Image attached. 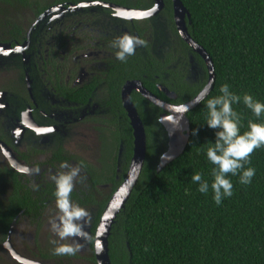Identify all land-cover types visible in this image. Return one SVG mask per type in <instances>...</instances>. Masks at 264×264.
Listing matches in <instances>:
<instances>
[{
    "label": "trees",
    "instance_id": "16d2710c",
    "mask_svg": "<svg viewBox=\"0 0 264 264\" xmlns=\"http://www.w3.org/2000/svg\"><path fill=\"white\" fill-rule=\"evenodd\" d=\"M84 1L95 0H0V41H24V31L19 24H24L22 16L28 12L38 14L52 5ZM102 1L129 3V0ZM166 2V11L172 19V0ZM182 2L191 14L190 20L187 19L190 35L206 49L214 63V86L187 113L190 135L184 151L160 171L157 169L159 160L168 144L167 132L159 120L163 109L140 92H132L131 99L145 127L147 152L139 180L111 229V261L112 264H264V147L256 149L251 155V163L245 165L255 169L251 183L242 185L238 175H229L233 195L223 198L219 206L211 190V171L215 166L206 155L220 130L207 126L206 102L221 94V85L228 84L236 95L242 97L248 93L264 103V0ZM171 28L177 33L174 24ZM179 42L186 58L189 50L190 54L199 56L181 37ZM167 55L170 56L168 65L174 64L177 56L172 52ZM148 60L139 52L129 56L121 65L114 64L110 68L109 76L116 85L104 102L111 108L105 122L113 127L107 131L112 135V158L115 161L123 148L122 178L127 173L134 148L133 128L121 98L122 85L128 80L139 79L145 88L161 99L183 104L195 97L206 84L205 80L200 85H186L184 77L173 67L169 70L171 75L166 78L163 74L166 63L154 60L149 64ZM200 61L204 60L201 58ZM204 69L206 72V66ZM157 83L167 86L177 97L169 98ZM233 109L241 114V133L248 130L249 120L264 123V114L256 117L242 100L233 104ZM193 130H197L196 134ZM196 172L208 181V193H201L199 184L191 180ZM6 179L0 176L2 186ZM118 185L113 182L109 186L107 199L95 209L93 231ZM2 186L0 193H7ZM9 200L12 202L13 197ZM25 205L0 202V233L3 234L0 240L5 238L9 223Z\"/></svg>",
    "mask_w": 264,
    "mask_h": 264
},
{
    "label": "flooded vegetation",
    "instance_id": "af4514ba",
    "mask_svg": "<svg viewBox=\"0 0 264 264\" xmlns=\"http://www.w3.org/2000/svg\"><path fill=\"white\" fill-rule=\"evenodd\" d=\"M72 4L78 3L65 2L57 4L63 6L60 8L52 5L38 14L26 13L22 16L24 24H19L24 41H0L9 45L0 49V176L7 178L0 189L2 186L8 190L0 193V202L27 204L13 217L5 238L0 240V249L6 244L8 251L7 255L0 253V264H99L94 240L101 216L93 231L95 209L107 199L109 186L114 182L119 184L118 188L125 178H122L123 148L116 161L109 149V168L104 166L102 135L109 134V141L112 135L106 126L99 128L111 111L104 102L116 85L109 76L110 68L122 63L115 56L117 49L111 46L116 37L130 34L147 41L146 47L136 48L135 55L140 52L147 56L149 64L154 60L166 63L163 72L166 78L173 67L184 77L186 85H200L205 80L207 84L209 79L202 56L190 54L189 50L186 58L180 49L179 40L183 37L174 14L171 19L166 11V0L152 16L133 19L117 15L110 7H70ZM116 4L149 10L156 1L129 0L128 4ZM173 24L177 33L171 28ZM171 52L177 58L168 65L167 54ZM10 61L14 62V68L8 73L3 65ZM156 85L160 90L168 88L161 83ZM64 161L72 165L82 161L86 166L82 175L87 180L76 184L71 199L90 212V221L85 225L90 229V239L85 245L80 237L75 238L83 244L75 256L54 255L56 245L51 243L52 240L67 243L50 231L49 224L50 218L58 214L55 184L49 174L64 171L59 168ZM37 166L40 172L36 175L20 171ZM33 182L39 185V190L31 187ZM15 236L24 245L31 240L32 247L15 244Z\"/></svg>",
    "mask_w": 264,
    "mask_h": 264
},
{
    "label": "clouds",
    "instance_id": "9594fccd",
    "mask_svg": "<svg viewBox=\"0 0 264 264\" xmlns=\"http://www.w3.org/2000/svg\"><path fill=\"white\" fill-rule=\"evenodd\" d=\"M111 46L117 49L115 56L121 62H126L129 56L135 55L137 47H146L147 41L136 35L124 34L116 37ZM220 95L207 99V126L212 129H220L216 132L215 143L207 148L206 155L208 161L215 167L211 171L213 180L211 190L213 199L219 206L225 197L233 195V184L228 178L239 176L242 185L251 183L255 175L253 167H245L251 163L252 153L264 147V123H257L249 120L248 130L241 133V114L233 109V104H243L256 116L264 114V103L253 98L251 94L245 93L242 97L230 91L228 84L221 85ZM206 87L197 97V102H201L207 96ZM180 111H187V106H182ZM197 130H193L196 134ZM86 167L81 161L75 165L67 161L61 162L60 169L56 174H49V178L55 184V201L58 214L50 218V231L59 237L60 241H70L68 243L57 244L56 240L51 243L56 245L53 254L56 256H75L83 248V244L77 242L75 238L84 240L90 239L84 231V226L90 221V212L73 203L72 192L77 183L84 184L87 180L82 175V169ZM25 175L39 174L40 168H23L20 170ZM194 183L199 184L201 193H208L209 183L199 172L191 176ZM31 187L39 190V185L33 182ZM97 246V251L99 252ZM145 251H148L145 247Z\"/></svg>",
    "mask_w": 264,
    "mask_h": 264
},
{
    "label": "water",
    "instance_id": "95a60500",
    "mask_svg": "<svg viewBox=\"0 0 264 264\" xmlns=\"http://www.w3.org/2000/svg\"><path fill=\"white\" fill-rule=\"evenodd\" d=\"M155 1V7L149 10L129 8L113 2H107L102 0L79 2L78 4L70 5V7L101 5L114 9L116 14L119 16L133 19L152 16L157 11H159L163 7V0ZM60 7L63 6L57 5L52 8ZM173 10L174 20L179 33L181 34L183 39L193 48V50L200 54L205 60L209 71V79L206 86L195 97L183 104H173L171 102L161 99L160 97L152 93L150 90L145 88L142 81L139 79L128 80L123 85L121 90L122 103L130 119V124L133 128L134 135L133 156L131 158L129 169L124 180L107 203L96 228L94 241L96 257L99 264H112L109 249V236L111 234V229L116 220L117 215L125 207L126 202L131 196L134 187L136 186L139 180L146 159V131L138 109L136 108L134 102L131 99L132 91L136 90L140 92L142 96H144L149 101L153 102L155 105L163 109L159 120L162 126L164 127L165 131L167 132L168 144L167 150L161 155L159 160L157 169L158 171H160L163 167H165L167 164L176 159L184 151L190 135V121L187 116V113L200 103L197 102V97L200 95V93L207 87L208 95L214 86V63L210 55L207 53L206 49L201 46L197 41H195L189 33L187 19L190 20L191 14L188 8L184 5L182 0H173ZM6 48H9L8 44L0 43V49ZM161 90H163L169 98L175 99L177 97V94L175 92L169 90L166 87H161ZM182 106H187V111H180ZM85 229V232L88 236L90 233V229L86 227ZM80 242H83L85 245H88V239L84 240L83 238H81ZM5 246L7 245L5 244ZM97 246L100 249L99 252L97 251ZM11 247L12 246H10V248Z\"/></svg>",
    "mask_w": 264,
    "mask_h": 264
},
{
    "label": "rangeland",
    "instance_id": "374dc122",
    "mask_svg": "<svg viewBox=\"0 0 264 264\" xmlns=\"http://www.w3.org/2000/svg\"><path fill=\"white\" fill-rule=\"evenodd\" d=\"M96 1V0H95ZM34 13V12H33ZM7 64V65H6ZM5 66H6V71H8V73L9 72H11L12 71V69L14 68V62L13 61H10V62H7V63H5L4 65H3V67H4V70H5ZM0 85H1V82H0ZM109 118V115H107L106 116V119H108ZM107 127V128H110V129H113V127L112 126H110L109 124H107V123H103V124H101L100 126H99V128L100 129H102V128H104V127ZM109 134H103L102 135V155H103V164H104V166L106 167V168H109V163H110V161H109V153H108V150L109 149H112L111 148V141H109ZM111 168H112V166H111ZM15 238H16V240H13L14 241V243L15 244H17V245H19L20 247H28V248H31L32 247V245L30 244V241L31 240H29L27 243H26V245H24L23 243H22V241H21V239L19 238V237H16L15 236ZM66 242V241H65ZM69 241H67V243H68ZM6 248H7V246H2V249H0V253H2L3 255L5 254V255H7V253H8V251L6 250ZM2 254H0V255H2ZM3 257V256H2ZM2 258H1V256H0V260H1Z\"/></svg>",
    "mask_w": 264,
    "mask_h": 264
}]
</instances>
